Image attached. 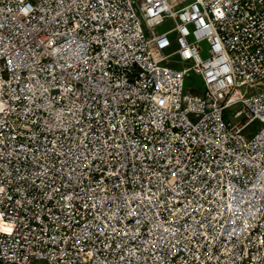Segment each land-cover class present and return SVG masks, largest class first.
I'll return each instance as SVG.
<instances>
[{
  "label": "built area",
  "instance_id": "2783aa9c",
  "mask_svg": "<svg viewBox=\"0 0 264 264\" xmlns=\"http://www.w3.org/2000/svg\"><path fill=\"white\" fill-rule=\"evenodd\" d=\"M261 79L264 0H0V264H264Z\"/></svg>",
  "mask_w": 264,
  "mask_h": 264
},
{
  "label": "rangeland",
  "instance_id": "374dc122",
  "mask_svg": "<svg viewBox=\"0 0 264 264\" xmlns=\"http://www.w3.org/2000/svg\"><path fill=\"white\" fill-rule=\"evenodd\" d=\"M169 1L172 2L176 8H179V7L183 6L184 4L190 2L191 0H169ZM141 27L143 28V30L146 34H149L150 29L147 28L143 17H142V21H141ZM169 27H170L169 22L165 21L159 25H156L152 29V31L155 33H160V32L167 30ZM170 37H172V36L170 35ZM174 47L175 46L173 45L169 51H172L174 49ZM201 56L205 58V57H207V53L205 51H202ZM163 64L170 66V67L182 68L184 66H188L190 63L184 62L178 58H175V59H170L167 62H163ZM182 84H183V91L185 93L202 94L205 90V85H204V82H203L201 76L198 74H195L192 70L188 71V74L184 76ZM237 88L244 95L250 96V95L256 94V93L263 90L264 79L257 81L256 84L253 86H249L247 84H244V85L238 86ZM238 108H239V105H234V106H230V107L226 108L223 112V120L225 122L234 123L236 119L233 117V114ZM263 125L264 124L261 121L254 120L247 127V129L245 130V133L250 132V131L256 132ZM33 264H36V262L33 261Z\"/></svg>",
  "mask_w": 264,
  "mask_h": 264
}]
</instances>
